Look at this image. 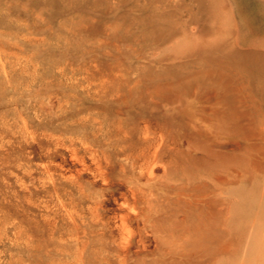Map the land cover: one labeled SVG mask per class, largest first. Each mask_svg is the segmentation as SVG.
<instances>
[{
	"label": "rangeland",
	"instance_id": "1",
	"mask_svg": "<svg viewBox=\"0 0 264 264\" xmlns=\"http://www.w3.org/2000/svg\"><path fill=\"white\" fill-rule=\"evenodd\" d=\"M0 264H264V0H0Z\"/></svg>",
	"mask_w": 264,
	"mask_h": 264
}]
</instances>
